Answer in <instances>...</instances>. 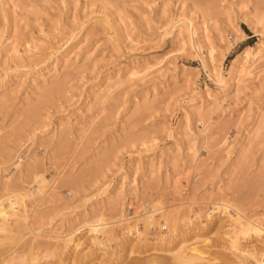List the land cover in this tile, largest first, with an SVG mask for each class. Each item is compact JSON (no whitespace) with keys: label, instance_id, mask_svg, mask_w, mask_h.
Instances as JSON below:
<instances>
[{"label":"rangeland","instance_id":"rangeland-1","mask_svg":"<svg viewBox=\"0 0 264 264\" xmlns=\"http://www.w3.org/2000/svg\"><path fill=\"white\" fill-rule=\"evenodd\" d=\"M0 202V264H263L264 0H0Z\"/></svg>","mask_w":264,"mask_h":264},{"label":"bare ground","instance_id":"bare-ground-1","mask_svg":"<svg viewBox=\"0 0 264 264\" xmlns=\"http://www.w3.org/2000/svg\"><path fill=\"white\" fill-rule=\"evenodd\" d=\"M244 55L247 57L248 56V52L245 51ZM241 56H243V55H241ZM12 205H14V204H12ZM12 205L10 206L11 209H13L12 207H14ZM2 206H4V205L2 204ZM221 206H223V205H221ZM226 207L227 206L224 207L225 210H226ZM216 209H217V207H216ZM1 210H3V209H1ZM1 214L5 215L7 213L1 211ZM231 221H232L233 229H236L237 227H239V230L235 231L234 235H228V237L233 239V241H234L233 243L236 246H237V244L235 243V241H236V239L238 237V234H244L245 236H247L248 234L253 232V234H255L256 236H261V233H262L263 230L261 228L257 227L256 225H251L248 222L247 223H243V221L239 217L233 218V219H231ZM174 227H175V225H174ZM175 229H178V228L176 227ZM236 246H233L235 248V250H236L235 254H233V255L235 256L236 259H238L237 264H242L241 257L238 254L239 252H241V250L239 248H237ZM261 252L263 253V255H261V260H262V262L264 264V249H262ZM206 255L207 254L205 252L199 251L195 247L190 248L189 251H186L184 249L182 250V248H181V249H178L177 251H174V252L171 253V258H172L171 260L173 261L172 264H182V263H185V264H196L197 262H202V261H204L205 258H208V256H206ZM159 259L160 258H154V259H152L151 262L146 263V264H150V263L160 264L161 260H159ZM235 263H236V261H235Z\"/></svg>","mask_w":264,"mask_h":264},{"label":"built area","instance_id":"built-area-1","mask_svg":"<svg viewBox=\"0 0 264 264\" xmlns=\"http://www.w3.org/2000/svg\"><path fill=\"white\" fill-rule=\"evenodd\" d=\"M166 229V227H163V230H165Z\"/></svg>","mask_w":264,"mask_h":264}]
</instances>
